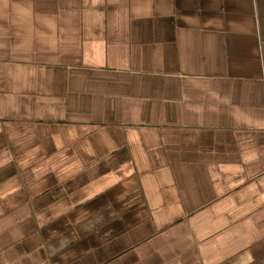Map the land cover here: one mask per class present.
I'll use <instances>...</instances> for the list:
<instances>
[{
	"label": "crops",
	"instance_id": "1",
	"mask_svg": "<svg viewBox=\"0 0 264 264\" xmlns=\"http://www.w3.org/2000/svg\"><path fill=\"white\" fill-rule=\"evenodd\" d=\"M0 264H264V0H0Z\"/></svg>",
	"mask_w": 264,
	"mask_h": 264
}]
</instances>
